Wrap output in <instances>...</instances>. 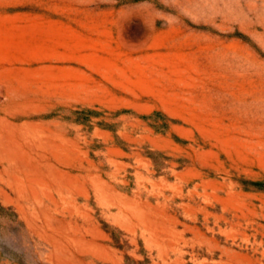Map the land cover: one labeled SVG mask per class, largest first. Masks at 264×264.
Returning a JSON list of instances; mask_svg holds the SVG:
<instances>
[{
	"label": "rangeland",
	"instance_id": "obj_1",
	"mask_svg": "<svg viewBox=\"0 0 264 264\" xmlns=\"http://www.w3.org/2000/svg\"><path fill=\"white\" fill-rule=\"evenodd\" d=\"M0 264H264V0H0Z\"/></svg>",
	"mask_w": 264,
	"mask_h": 264
}]
</instances>
